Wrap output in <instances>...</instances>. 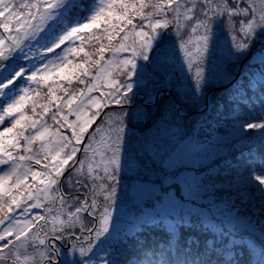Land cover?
<instances>
[{
  "label": "snow or ice",
  "instance_id": "1",
  "mask_svg": "<svg viewBox=\"0 0 264 264\" xmlns=\"http://www.w3.org/2000/svg\"><path fill=\"white\" fill-rule=\"evenodd\" d=\"M239 59L248 63L235 79L226 64ZM185 67L192 84L137 134L158 88ZM213 84L228 87L206 102ZM253 96L261 114H235ZM225 98L240 140H264V0H0V264H264V157L239 174L256 219L237 208L240 189L223 219L197 204L212 178L182 157ZM184 104L199 109L191 125ZM146 227L165 239L131 260L129 242Z\"/></svg>",
  "mask_w": 264,
  "mask_h": 264
},
{
  "label": "trees",
  "instance_id": "2",
  "mask_svg": "<svg viewBox=\"0 0 264 264\" xmlns=\"http://www.w3.org/2000/svg\"><path fill=\"white\" fill-rule=\"evenodd\" d=\"M171 34L172 32L165 30L163 40L165 41L166 37L170 36ZM259 59L260 56L257 55L254 58L253 63ZM236 63L237 60L228 62L227 70L232 78L235 75V73H233V69L236 67ZM247 63L248 59L245 64ZM171 89L173 90V96L167 97L168 102L179 99L178 91H176L174 87ZM223 91L224 90L210 94L209 101L218 99ZM208 92L209 91H207V93ZM249 95H251V93H249ZM252 100L253 102L248 103L247 106L242 105L241 107L237 108L235 114H239L243 117L245 114H248L250 110L258 111L259 107L254 102V100L258 99L253 96ZM224 104L225 107L221 109L219 114L216 112L212 113L215 119L209 121L211 127L204 124L197 125L198 128H202V132L199 134V145H184L182 157L187 160L185 165L186 167L207 169L206 171L199 173L201 178H212L208 183V195L202 194L197 199V204H212V210L216 214L217 219H223L220 210L225 209L237 201L236 192L237 189H240L241 191L239 194L244 198L242 201L243 207L240 203H237V208L247 212L248 219H256L260 216V205L257 203L256 199L245 189V185L241 182L239 174L244 173L245 169L247 168H255L260 164L262 157H264V140H262L259 136H256L250 140H240L238 133L234 131L232 126L234 123V113L231 111L232 106L227 103L226 98L224 100ZM159 105L160 100L155 108L150 109V115L154 116H151V118L146 123H142L140 127L133 129L137 134L147 132L148 128L152 124L153 118H158L156 115H159L157 111L159 109ZM163 109L165 110V107H163ZM196 109L197 108L191 106L190 104L182 105L183 112L187 114L194 113ZM260 110L262 109L260 108ZM260 114L261 112L257 114V117ZM184 119L186 124L191 125L193 122L200 119V117L198 114L184 117ZM2 127L4 126H0V128ZM214 134L217 135L213 136ZM190 175H195V173H185V176ZM181 186L185 188V194L187 195L186 185L181 183ZM67 188L68 183L65 181V188L63 190H66ZM142 190L143 189H141V191ZM222 190L223 195H220L219 193ZM141 191H139L138 194L135 193L134 195L138 197L142 196ZM255 195L258 197L259 193H256ZM220 200L224 201V203H215L216 201ZM165 206L171 207L172 204L169 203ZM188 207L193 208L192 205H188ZM57 209L53 207L51 213L55 212ZM194 210L200 211L199 208H195ZM121 226L126 227L124 224ZM47 227L48 229H51V225H48ZM253 227L255 228V225H253ZM181 234L183 237L191 236L194 241L198 239L201 244H203L207 238H210V234H205L199 229L182 228ZM164 239L165 233L161 229H151L146 227L138 230L135 236L129 242V252H136L137 255H129L128 258L133 260L132 258H134V256L140 255L137 258L144 259V255L142 253L146 252L147 249L155 246L158 242L163 241ZM148 255L150 256V252ZM256 258L258 259V256Z\"/></svg>",
  "mask_w": 264,
  "mask_h": 264
},
{
  "label": "rangeland",
  "instance_id": "3",
  "mask_svg": "<svg viewBox=\"0 0 264 264\" xmlns=\"http://www.w3.org/2000/svg\"><path fill=\"white\" fill-rule=\"evenodd\" d=\"M218 32H219V38H220L221 43H223L224 41H227L228 44L230 45L231 44V37L228 34L227 29H226L224 24L218 25ZM164 42L165 43L176 44L177 47H178V42L176 41L175 35L173 33L170 36H167ZM259 45H261L260 42H257L255 47L257 48V46H259ZM161 46H163V45H161ZM180 59H181V62H182V59H183L182 58V54H180ZM245 63H246V59L237 60L236 67L233 69V73H235L233 78H238L240 76V74L242 73V71L245 70L244 69ZM226 67L228 68V62L226 64ZM191 84H192L191 75L187 73L186 67H185V70H184V74L180 73L179 69H178L177 72H175L173 74V82H172V84L171 85H164V86L159 87L158 90H157V93H156V97H157V94H161V92L164 91V90L170 91V90H172L171 88L174 87L176 91H181V90H183L185 88H188ZM227 86L228 85H219V84L211 85V87H213V88H210L209 92L207 93L208 101H209L210 94H213L214 92L222 91L225 88H227ZM96 95H98V93H96ZM167 97L168 96H166V95L164 96V95L161 94V95L158 96V100L156 98V102L160 100L159 109L157 110L159 115H156V116L159 117L161 115V113L164 112L163 107H165L166 103L168 102V98ZM206 100H207V98H206ZM254 102L259 107L258 111L250 110V112L248 114H245L243 116V118H245V119H247V118H256L257 114L262 112V110H260V108H261L260 101L259 100H254ZM140 103H141V100H138V104H140ZM111 108L114 109V110H118V109H116L115 106H111ZM105 111H108V109H105ZM194 113H196V115H198L199 114V109H196ZM151 116H154V115H149L148 119L141 120V121L137 122L135 128L140 127L141 124L144 123V122L146 123L151 118ZM7 124H8V121L6 120L5 121V125L7 126ZM5 125H0V126H5ZM216 135L217 134H214L213 136H216ZM144 187H146V186H144V185L139 186L137 189L134 190L133 194H135V193L138 194V192L141 191V189H143ZM63 218H66V217L63 216ZM139 256H134V258H132V259L136 260L137 257H139Z\"/></svg>",
  "mask_w": 264,
  "mask_h": 264
},
{
  "label": "flooded vegetation",
  "instance_id": "4",
  "mask_svg": "<svg viewBox=\"0 0 264 264\" xmlns=\"http://www.w3.org/2000/svg\"><path fill=\"white\" fill-rule=\"evenodd\" d=\"M57 206H58V204L54 205L53 207H54L55 209H57ZM58 208H59V206H58ZM57 210H58V209H57ZM57 210H56L55 212L49 214L50 218H51L52 216H56V215H57ZM62 218H63V217H62ZM48 230H50V228H49Z\"/></svg>",
  "mask_w": 264,
  "mask_h": 264
}]
</instances>
